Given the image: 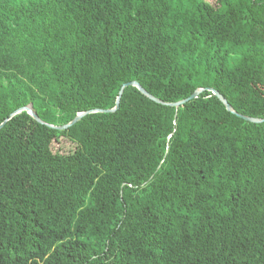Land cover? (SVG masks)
I'll return each instance as SVG.
<instances>
[{"label":"trees","instance_id":"16d2710c","mask_svg":"<svg viewBox=\"0 0 264 264\" xmlns=\"http://www.w3.org/2000/svg\"><path fill=\"white\" fill-rule=\"evenodd\" d=\"M132 81L161 102L95 111ZM241 115L264 118V0H0V264H264Z\"/></svg>","mask_w":264,"mask_h":264},{"label":"water","instance_id":"95a60500","mask_svg":"<svg viewBox=\"0 0 264 264\" xmlns=\"http://www.w3.org/2000/svg\"><path fill=\"white\" fill-rule=\"evenodd\" d=\"M130 85H134L136 87H138L140 89V91L142 93H144L145 95H147L148 97H150L151 99L157 101V102H161L160 99L154 97L152 94H150L145 88H143L141 86V84L137 81H132V82H128V83H125L123 84L120 92H119V96H118V99H117V102H116V106L112 109H97L95 111H99V112H110V111H115L118 107H119V104H120V99H121V96L124 92V89L127 87V86H130ZM204 91V88H198L196 89L188 98L186 99H183L181 101H178V102H175V103H169L170 105H174V106H180V105H183L185 104L187 101L191 100V99H194V98H197L201 92ZM212 92L217 95L221 100L222 102L226 105L227 109L235 112V110L232 108V106L230 105V103L227 101V99L221 94L219 93V91L217 90H212ZM27 110L35 119H37L38 121L42 122V120L40 119V117L37 115V113L35 112V110L33 109V106L32 104L30 105H27L25 107H22L20 110ZM20 110H17L15 113H17L18 111ZM93 112V110H90V111H85V112H80L77 114V116L72 120L70 121L69 123L65 124V125H61V126H57V128H60V129H63V128H67L71 125H73L74 123H76L77 121H79L84 115H86L87 113H91ZM15 113L11 114V116H13ZM242 117H244L245 119L249 120V121H252V122H264V118H257V117H250V116H246V115H241ZM9 118H7L2 124L4 125L5 122L8 120ZM0 126V127H1Z\"/></svg>","mask_w":264,"mask_h":264}]
</instances>
